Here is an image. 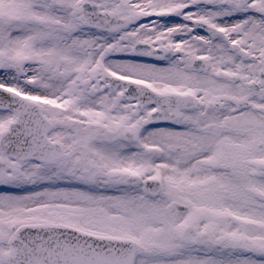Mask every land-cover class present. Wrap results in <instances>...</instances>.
<instances>
[{
  "label": "snow or ice",
  "instance_id": "obj_1",
  "mask_svg": "<svg viewBox=\"0 0 264 264\" xmlns=\"http://www.w3.org/2000/svg\"><path fill=\"white\" fill-rule=\"evenodd\" d=\"M0 264H264V0H0Z\"/></svg>",
  "mask_w": 264,
  "mask_h": 264
}]
</instances>
